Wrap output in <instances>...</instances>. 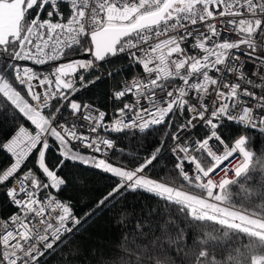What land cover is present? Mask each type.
Returning a JSON list of instances; mask_svg holds the SVG:
<instances>
[{
	"label": "snow or ice",
	"instance_id": "obj_1",
	"mask_svg": "<svg viewBox=\"0 0 264 264\" xmlns=\"http://www.w3.org/2000/svg\"><path fill=\"white\" fill-rule=\"evenodd\" d=\"M121 57L134 74L111 108L81 100ZM226 123L245 134L229 142ZM247 130L264 136V0H0V264H83L70 238L109 210L123 264H264V153ZM153 133L145 156L111 161ZM68 164L110 190L76 208Z\"/></svg>",
	"mask_w": 264,
	"mask_h": 264
},
{
	"label": "trees",
	"instance_id": "obj_2",
	"mask_svg": "<svg viewBox=\"0 0 264 264\" xmlns=\"http://www.w3.org/2000/svg\"><path fill=\"white\" fill-rule=\"evenodd\" d=\"M128 61L126 58L121 57L113 59L109 64L104 65L101 70L103 72L116 73L117 69H123L118 75L112 77L104 76L95 85L85 89L80 99L91 104L101 106L102 108H111V91L120 85V82L124 78H130L134 74L132 68L126 67ZM96 75V73H93ZM223 134L226 139L231 142L234 138L241 134H245V130L235 124L226 123L223 129ZM247 135L251 137L250 147L259 156L264 153V136H261L255 130H247ZM157 139L155 133L147 138L145 141L142 138L137 137L133 139L131 137H122L118 141V150L111 155V160L114 163H127L134 156H145L146 149H149ZM119 149H123L121 152ZM56 157L54 154H49V162L54 163ZM6 163V158L0 156V165ZM171 162L168 159L161 161L159 165L153 169L149 175L155 178H159L165 175L168 168H171ZM62 175H65L69 181L70 188L66 193H62L63 197H73L74 205L76 208L85 207L93 204L99 198L100 194L106 193L110 190L113 179L108 174H104L99 170L92 169L90 167H84L80 165L68 164L67 167L62 169ZM83 183V187L81 184ZM179 183V180H176ZM144 195L142 193L129 194L122 201L125 208L129 213H132L133 209L139 210L141 203L143 202ZM4 197L0 195V215H7L9 213L7 205L4 203ZM151 203V201H150ZM115 216V219H114ZM71 247L73 250L77 246L82 250L83 254L80 257V261L83 264H123L125 259L121 245L123 240L121 239V229L119 227V211L109 210L103 215H100L95 222H90L85 226V229L79 232L75 237H71ZM67 255V253H62ZM49 264H59L58 257L50 259Z\"/></svg>",
	"mask_w": 264,
	"mask_h": 264
},
{
	"label": "built area",
	"instance_id": "obj_3",
	"mask_svg": "<svg viewBox=\"0 0 264 264\" xmlns=\"http://www.w3.org/2000/svg\"><path fill=\"white\" fill-rule=\"evenodd\" d=\"M126 59H127V58H126ZM100 71L102 72L101 69H100ZM131 78H132V77L122 79L121 82H120V85H119L117 88L112 89L111 94H112L113 91L118 90V89L122 86V81H124L125 79H127V80H131ZM111 155H112V154H111ZM111 161H112V160H111ZM112 162H113V161H112ZM113 163H114V162H113ZM114 164H115V163H114ZM152 178H155V177H152Z\"/></svg>",
	"mask_w": 264,
	"mask_h": 264
}]
</instances>
